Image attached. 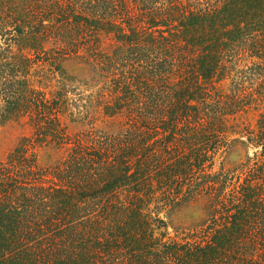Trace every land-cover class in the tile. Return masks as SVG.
Segmentation results:
<instances>
[{
    "label": "trees",
    "instance_id": "16d2710c",
    "mask_svg": "<svg viewBox=\"0 0 264 264\" xmlns=\"http://www.w3.org/2000/svg\"><path fill=\"white\" fill-rule=\"evenodd\" d=\"M44 64L53 92L31 84ZM249 109L256 151L215 171ZM93 111L121 131L69 132ZM8 121L29 133L0 160V264H264V0H0ZM38 146L62 157L42 166ZM198 202L170 236L164 214Z\"/></svg>",
    "mask_w": 264,
    "mask_h": 264
},
{
    "label": "rangeland",
    "instance_id": "374dc122",
    "mask_svg": "<svg viewBox=\"0 0 264 264\" xmlns=\"http://www.w3.org/2000/svg\"><path fill=\"white\" fill-rule=\"evenodd\" d=\"M111 39H105L104 49L109 50ZM64 71L71 76L79 79H87L90 81L88 91L96 90L97 82L93 81L91 75V67L82 59L69 58L62 64ZM49 65H40L31 76V84L35 87L43 88L46 92H53L58 87V77L51 74ZM222 90H228V82L219 85ZM259 111L249 109L241 112L235 117L233 124L235 125L230 132V147L226 151H222L215 160L214 170H230L244 162L248 155L252 156L256 149L247 142L248 131H255L256 121ZM89 117V118H88ZM68 130L72 134L86 131L91 127L117 134L121 131V118L105 117L102 112L93 111L86 119H77L73 121L70 116L64 117ZM29 133V128L22 122L8 121L0 125V160H4L9 152L17 145L21 137ZM38 161L42 166H49L61 158L62 151L50 149L46 146H38L36 148ZM168 222L167 231L172 237H181L185 229H189L192 225L203 219L204 210L201 202L186 205L173 213L165 215ZM179 234H178V233Z\"/></svg>",
    "mask_w": 264,
    "mask_h": 264
}]
</instances>
